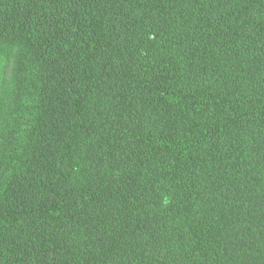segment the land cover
I'll return each mask as SVG.
<instances>
[{"label":"trees","instance_id":"1","mask_svg":"<svg viewBox=\"0 0 264 264\" xmlns=\"http://www.w3.org/2000/svg\"><path fill=\"white\" fill-rule=\"evenodd\" d=\"M0 264H264V0H0Z\"/></svg>","mask_w":264,"mask_h":264}]
</instances>
